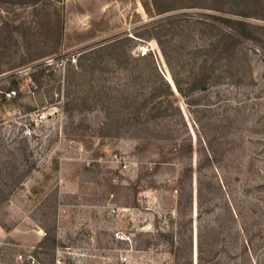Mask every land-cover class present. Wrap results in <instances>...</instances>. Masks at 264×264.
<instances>
[{
	"label": "rangeland",
	"instance_id": "obj_1",
	"mask_svg": "<svg viewBox=\"0 0 264 264\" xmlns=\"http://www.w3.org/2000/svg\"><path fill=\"white\" fill-rule=\"evenodd\" d=\"M16 109L46 113L33 137ZM21 253L264 264V0H0V262Z\"/></svg>",
	"mask_w": 264,
	"mask_h": 264
},
{
	"label": "built area",
	"instance_id": "obj_2",
	"mask_svg": "<svg viewBox=\"0 0 264 264\" xmlns=\"http://www.w3.org/2000/svg\"><path fill=\"white\" fill-rule=\"evenodd\" d=\"M14 115L17 117V124L19 127V130L21 132V135L23 137H33L35 132H36V128L39 126V124L43 121V119L47 116L45 112H41V111H24L22 109H16L14 111ZM116 210L113 209V212H115ZM117 237L124 240L125 237L123 235V233L120 235V232L116 233ZM18 260L21 261H28L32 264H35L37 262V258L32 254L29 253L26 255V257H24V254H19L18 255ZM128 260V256L122 254L120 257V261L121 263H126ZM57 264H63V259L57 257ZM0 264H2L0 262Z\"/></svg>",
	"mask_w": 264,
	"mask_h": 264
},
{
	"label": "trees",
	"instance_id": "obj_3",
	"mask_svg": "<svg viewBox=\"0 0 264 264\" xmlns=\"http://www.w3.org/2000/svg\"><path fill=\"white\" fill-rule=\"evenodd\" d=\"M225 51V50H224ZM174 83H175V85H176V88L178 89V91L179 92H184V89H183V87H182V85H181V83L178 81V79H176L175 77H174ZM169 86V85H168ZM206 85L204 84V82H193L192 84H191V88H190V90H196V89H198V88H204ZM171 94H173V92L171 91Z\"/></svg>",
	"mask_w": 264,
	"mask_h": 264
},
{
	"label": "water",
	"instance_id": "obj_4",
	"mask_svg": "<svg viewBox=\"0 0 264 264\" xmlns=\"http://www.w3.org/2000/svg\"><path fill=\"white\" fill-rule=\"evenodd\" d=\"M174 87V86H173Z\"/></svg>",
	"mask_w": 264,
	"mask_h": 264
}]
</instances>
